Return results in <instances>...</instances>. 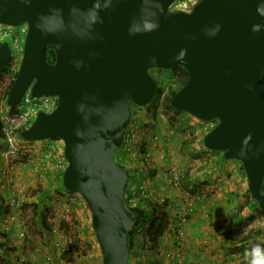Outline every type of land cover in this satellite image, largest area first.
Instances as JSON below:
<instances>
[{"label": "water", "instance_id": "1", "mask_svg": "<svg viewBox=\"0 0 264 264\" xmlns=\"http://www.w3.org/2000/svg\"><path fill=\"white\" fill-rule=\"evenodd\" d=\"M173 1L0 0V23L27 24L6 105H17L27 88L32 97L57 96L54 110L37 112L20 136L63 141L62 185L86 202L102 264H128L127 236L144 213L127 203L128 172L113 151L130 104L155 95L151 67L185 69L170 106L216 119L203 145L241 163L264 212V0H197L189 10L170 9ZM9 59L3 41L0 76Z\"/></svg>", "mask_w": 264, "mask_h": 264}, {"label": "rangeland", "instance_id": "2", "mask_svg": "<svg viewBox=\"0 0 264 264\" xmlns=\"http://www.w3.org/2000/svg\"><path fill=\"white\" fill-rule=\"evenodd\" d=\"M196 1L197 0L194 2L192 0H174V4H172L171 8H181L188 10ZM149 72L156 79L157 85L166 84L168 81L167 78L171 73L163 69L158 70L154 67L150 68ZM173 82H175V79L170 81L169 84L172 85ZM165 97L166 93L163 88V91L156 98H153L148 104L145 105L148 106V108H142L140 114L136 117L137 120L135 121V124H138V127L135 129V150H137L138 145H145L148 143V141H150V139H152L155 128L156 132L158 133V137H153L156 141L153 144L156 147V152L159 154L163 150L160 157L161 162H158L157 166H153L152 169H147L146 175H150L153 179L156 171L162 172V174L165 176L164 178L168 179L169 185L171 186L169 177L167 175L168 165L172 164L174 166H178L181 170H183V172L188 168H192V171L196 173V171H200L198 167L204 164V160L209 161L211 158L210 153L207 150L201 151L199 149V136L201 130L197 118L184 112L176 113L168 109L165 105ZM149 118L152 120L151 122L148 120ZM22 141L30 142L27 140ZM1 143L2 140L0 138V144ZM17 160L18 159H16V165L10 174L12 178L10 184L21 188L23 190V195L20 197L21 201H19V205L13 207L11 210L16 215V221L10 225L9 233L7 234L3 232L4 230L1 227V220L8 213L9 208L7 212L1 211L2 215L0 214V245L4 244V251L6 252L5 254H8L9 260L12 259L13 261L11 260V262H6L4 260L3 262H0V264H58L59 251L60 249L66 248L68 242H72L75 247L73 250L75 264H102L99 247L95 239L91 222L89 220L91 213L83 198L78 193H74L78 195H75L74 199L69 201L68 198L66 199L58 191H56L57 186L48 188L44 183L49 177L46 179H40L39 177V172L41 170L37 169L41 164V158L39 155H34L31 160L25 162H22V160H18L17 162ZM235 160L236 159L231 160V162H236L238 164L237 160ZM138 162L139 160L129 162V166H131V164H137ZM162 163H165L166 166L164 167V165H160ZM135 169L137 171V176L134 178V180L137 181V179H142V171L145 169V166H142V168L137 166ZM50 172L51 170L49 168L47 171V176L50 175ZM240 172L242 171L240 170ZM198 178L200 180L204 179L195 177V183L198 184L197 190L201 197V201L206 204V199L208 198L206 197V184L202 181H198ZM225 179L226 177H224V180ZM245 179L246 178L244 175V181ZM1 180H3V178H1ZM58 180L59 177L57 176V182ZM190 182L191 180L186 181L185 177L181 176L179 188H174L177 190V192L181 193L182 197H196H194L192 200L194 205L191 214L185 213V207L182 209V211L180 210L177 214H175L178 216L177 222L174 219L175 223L173 225H169V230H172L169 233V236L172 238L174 237V229L176 224L179 222L180 217L185 216L186 221L184 223H186L192 216H195L197 212L195 208L199 196L196 190L194 192L191 191L192 187H190ZM130 183L131 186L135 185V182L131 181L128 182V185ZM139 183L144 184V186L147 185L146 179H144V182L138 181V184ZM244 183L245 184L243 185L240 184V196H235L234 191L231 190L229 191L231 194L230 196L222 198V200H224V204L218 203V200L220 199L219 197L216 199L210 198L211 202L216 204L215 207H218V209H210V211H207L209 226H212L214 232H216L215 230L219 231L220 227L224 228L226 226L227 216L235 212L237 207L243 204V187L245 188L247 186V183ZM151 184L153 186L156 183L153 182ZM151 184H148V189ZM44 188L48 190V195H43L40 193L41 195L39 197L33 196L36 194V190H44ZM216 189L217 191L219 190V188ZM4 191L6 192L4 195L8 196L7 189L4 188ZM131 191L132 188H130L128 192L131 193ZM150 192L152 193L151 190ZM214 194L216 193L212 192L211 195ZM39 199L43 202L41 203L40 208H46L45 211H47L48 215L52 217L51 225H54L51 231H41L42 238L35 235V230L41 229V227L39 220H37L38 218L33 213L32 203L33 201L38 202ZM181 200L182 198L180 201ZM165 204L166 202L163 205L165 206ZM139 205L144 209V214L146 215L145 219L148 220L147 217L150 214L151 206L146 202H143ZM165 210L167 212L166 206ZM166 216L168 222V213ZM61 220L62 223H66V226L59 227ZM184 226L185 225H182L183 228ZM250 227L256 229L260 228L261 235L264 238V215L257 213ZM54 228L55 231H53ZM20 232H22L24 235L19 236ZM140 235L142 237V234ZM215 235L216 233L211 236L215 237ZM185 239L187 238H184V240ZM184 240H182V242ZM200 240L203 241L202 239ZM208 240L210 243H207ZM222 242L224 243L223 238L221 239L220 236L219 238H205L204 243L202 242L200 244L202 247H199V253H202L203 255L210 254L211 258L205 256L208 258V261L203 258L199 260L200 262L196 263L192 259V261H187L185 264H264V246L260 247L258 250L255 245H251L248 248L249 250L243 254H240V251L236 250L238 249L236 247L235 250H224ZM20 244L25 245L27 248L24 247L23 249ZM172 244L177 245L174 240ZM163 246L164 244L161 242L159 248H163ZM11 248H13V251H11ZM136 248L139 250V255L144 257V262H139L138 264H147L148 261H151V258H155L156 256L154 248L150 247L149 244L145 245L143 242L139 241ZM182 251L184 253H180V256H183V259H187L185 254L187 253V249ZM192 257L193 256L191 255L190 258ZM47 258L50 259L48 263L46 262ZM134 259L135 258H131V261Z\"/></svg>", "mask_w": 264, "mask_h": 264}, {"label": "built area", "instance_id": "3", "mask_svg": "<svg viewBox=\"0 0 264 264\" xmlns=\"http://www.w3.org/2000/svg\"><path fill=\"white\" fill-rule=\"evenodd\" d=\"M27 30V25L22 23L20 25H9L0 23V43L6 41L10 47V61L8 63V73L4 82L0 85V138L2 143L0 144V194L5 198V203L7 204L9 211L1 220V227L4 230L5 234L9 233L10 225L16 221V215L12 210L13 207L19 205L21 201V196L23 195V190L19 187L10 184V174L12 169L15 167L17 157L29 158L32 153L43 152L42 157V166L41 169H46L50 159L56 158V153L58 150V141L56 140H47L43 144L36 142L30 146L23 145L18 140L20 138V131L28 127V125L34 120V117L37 112H51L57 106L58 98L56 95H42L40 97H32L30 94L29 88L26 89L20 102L15 105L14 109H10L6 105V95L4 94L5 87L7 83L14 78L20 60L22 58V48L23 40ZM175 78V74H170L167 78L170 82ZM175 83H172L174 86ZM165 92L167 91V86L163 87ZM215 125L213 119L202 121L200 124V130L207 131ZM134 133L132 131H127L124 140L123 147L125 151H130L134 145ZM140 158L143 164H148L150 161V155L146 150L141 151ZM56 167L62 169L64 165L58 159H56ZM183 170L177 166L168 167L167 174L170 180V184L173 188H179L180 178L182 176ZM3 178V180H1ZM4 188L8 191V196H5L6 193ZM139 197L148 198L149 193L142 186L139 187ZM196 196L191 198H186L185 203V213H192L194 203L192 200ZM137 194L135 190H132L131 193L127 195V199L131 202L135 201ZM74 197H69L68 200L71 201ZM159 203L165 202L164 196H159L156 199ZM186 221L185 216H181L179 222L176 224L174 229V238L177 243H181L184 238L185 232L183 230V223ZM141 227L137 228V232H140ZM55 231V228L53 229ZM172 230L170 229V232ZM22 232L19 233V236H23ZM62 249H60L61 251ZM166 256L169 254L166 253ZM50 259L47 258L46 262L48 263ZM58 264H66L62 259L58 260Z\"/></svg>", "mask_w": 264, "mask_h": 264}, {"label": "trees", "instance_id": "4", "mask_svg": "<svg viewBox=\"0 0 264 264\" xmlns=\"http://www.w3.org/2000/svg\"><path fill=\"white\" fill-rule=\"evenodd\" d=\"M193 2L195 0H192ZM45 58L47 61L52 62L54 60V50L51 47H46L45 49ZM8 67H6L3 71V73L0 76V85L4 82L5 78L7 77V70ZM172 74H175L177 78L175 79L176 85L175 87L168 84V92L165 97V105L168 109L174 110L175 112H184V111H177L173 109L170 104H169V99L170 96L177 90L179 89L186 81L187 79V73L185 69L180 66L176 65L172 68L169 69ZM13 79H11L4 90V94L6 95L9 89V86ZM158 87L156 88L155 92V97L163 90V85H157ZM174 87V88H173ZM135 106V104H131L130 107ZM10 109H14L15 106H9ZM186 113V112H184ZM187 114V113H186ZM202 144V143H201ZM113 158L115 161L119 162L120 164L124 165L129 173V178L128 181H131V176H130V168L127 165L128 164V153L124 152L120 148H117L113 151ZM234 160V159H233ZM237 160V159H236ZM239 164V168L242 171V173L245 175L242 166L240 162L237 160ZM60 173H58L59 179ZM189 174L186 171L184 176L187 177ZM48 178L45 176L43 179ZM56 191H58L60 194L62 191H67L69 193H72L64 188L62 183L59 185V189L57 188ZM125 191L128 192V186L125 188ZM261 191H264V177L262 180L261 184ZM43 195H48L49 192L46 188L44 190L39 189L36 190V194L33 196L39 197L41 194ZM5 198L0 194V214L2 215L1 211L7 212L8 206L5 203ZM143 202L148 203L151 206V211L150 214L148 215L146 220V215L144 214L143 217L135 224L136 226L139 225L141 228H144L143 235L146 237L145 238V244L149 242V245L154 248V251L156 254L159 252V246H160V236L163 233L164 227L166 225V220H167V212L165 210V206L163 204H157L154 200H151L149 198H141L137 203L141 204ZM33 213L34 215L38 218L40 222V227L41 229L35 230V235L37 237L42 238V230H49V227L51 225V219L50 216L48 215V212L45 211L46 208H40L41 203H43L40 199L38 202L33 201ZM264 215V212L259 208L257 202L251 198L249 190L247 186L245 187L244 190V202L242 205H239L236 209L235 212L229 214L226 218V228H219V235L221 239L223 238L224 243L222 242V245L224 247V250L230 251L231 249L235 250V247L238 248L236 250L240 251V254H243L247 250H249V246H256V248H259L264 246V238L261 235V229L260 228H253L250 227L252 224V221L255 219L256 214ZM59 226L64 227L66 226V223H62V220L60 221ZM132 227L131 230L128 233L127 236V244H128V249H129V255H128V264L131 263V258H136V257H141V255L138 254L134 250V245H135V240H134V231L135 227ZM226 243V244H225ZM227 245V246H226ZM20 246L24 249L25 245L20 244ZM12 247V246H11ZM27 248V247H25ZM21 249V248H20ZM75 249L74 244L72 242H68V245L64 250L61 251L60 253V258L66 262L67 264H75V259L73 257V250ZM11 251H13V248H11ZM22 251V249H21ZM0 256V261L2 260ZM144 258V257H141ZM160 258L156 256L154 259V262L152 264H160ZM166 264H176L174 262H169Z\"/></svg>", "mask_w": 264, "mask_h": 264}, {"label": "crops", "instance_id": "5", "mask_svg": "<svg viewBox=\"0 0 264 264\" xmlns=\"http://www.w3.org/2000/svg\"><path fill=\"white\" fill-rule=\"evenodd\" d=\"M155 142H156L155 140L150 139V141H148V143L143 146V148L147 150V152L151 155L153 166H157V163L161 162L160 157H161V152L163 151L162 150L160 154L156 152V147L153 144ZM60 149L61 148L58 147L57 152H58V155H60L61 157ZM199 149L201 151L203 150L201 147ZM208 152L210 153L211 159L209 161L204 160V164L198 167L200 171H196L195 173L194 171H192V168L186 169L189 175L187 177L185 176L184 177L186 181L191 180L190 182V187H192L191 191L194 192L196 190L199 196V199H198V202L195 208V210L197 211L195 216H192L190 220H188L189 222L187 221L186 223L183 224L185 225L184 232L186 233L185 238L187 239H185L182 242V244H179V246H175L172 244L173 240H172V237L169 236L168 230H169V225H173L175 223L174 219L177 222L178 216L175 214H177L180 210L182 211V209L185 207L184 202L186 203V198L185 196L182 197L180 192H177V190H175L173 187L169 185L168 179L164 178L165 176L162 174V172L156 171L155 175L153 176V179L151 178L150 175L147 176L143 174V180L144 178L146 179L147 187H148V184L150 185L153 182L156 183L153 186L152 184L151 186H149V189L154 194L155 201L159 196H164V198H166L165 202H166V209L168 213V222L165 226L162 236L160 237V243L162 242L164 244L163 249L174 251L175 253H178V252L184 253L182 250L187 249V253H185L187 259L186 258H185L186 260L184 259L186 263L187 261H192V259L196 263L200 262L199 260L203 258H205V260L208 261V258H206L205 256H208L211 258V255L210 254L203 255L202 253H199V247H202L200 244L202 242L204 243L205 238H215V237L219 238L220 236L218 233V230H215L216 232H214L212 226H209V219H208L207 211H210V209H218V207H215L216 204L214 202H211V199H216L217 197H219L220 199L218 200V203L224 204V200H222V198L226 196H230L231 194L229 191L231 190L234 191L235 196L237 195L240 196V184L243 185L245 184L244 182H246V179L244 181V175L242 174V172H240L239 164H237L236 162H231V160H225L222 154L220 153L212 152V151H208ZM63 163H65V161ZM131 165H132L131 167H136V166H140L141 163L138 162L137 164L135 163ZM160 165H164V167L166 166L165 163H162ZM58 173H60L59 170L53 169L51 170V173L49 176L45 175L49 177L44 183L48 188L57 186L56 188L59 189L61 179H59L57 182ZM134 174L135 175L137 174L136 169L134 171ZM195 177L196 178L200 177L201 179H204V180H200L198 178L197 180L202 181L206 184V192H207L206 197H208L206 199V204H204L201 201V197L197 190L198 184L195 183ZM224 177H226L225 180H224ZM138 181L140 182L142 180L137 179V182ZM216 188H219V190L217 191ZM243 190H245L244 187H243ZM212 192H215L216 194L211 195ZM181 198H182L181 200L182 208H181V201H180ZM89 220L91 222V216ZM214 233H216L215 237L211 236ZM200 239H202L203 241H201ZM134 242L136 244V240ZM207 243H210V241L208 240ZM0 248H1L0 256H2L1 257L2 260L0 262H3L4 260L6 262H9V261L11 262L12 259L9 260L8 254H5L6 252L4 251V248H5L4 244L0 245ZM191 255L193 256L192 258H190Z\"/></svg>", "mask_w": 264, "mask_h": 264}, {"label": "clouds", "instance_id": "6", "mask_svg": "<svg viewBox=\"0 0 264 264\" xmlns=\"http://www.w3.org/2000/svg\"><path fill=\"white\" fill-rule=\"evenodd\" d=\"M176 1V0H175ZM172 4H174V1L171 3V5H170V9H172L171 8V6H172ZM191 8V7H190ZM174 9V8H173ZM172 9V10H173ZM180 10H185V9H180ZM24 24H26V23H24ZM27 25V24H26ZM3 42V41H2ZM9 61H10V59H9ZM9 61H8V63H9ZM6 67H8V64H7V66ZM5 67V68H6ZM152 68V67H151ZM154 68H157V67H154ZM150 69V68H149ZM158 70H162V68H157ZM163 70H166V71H169L170 72V70L169 69H163ZM4 71V70H3ZM149 71V70H148ZM3 73V72H2ZM17 73V72H16ZM150 73V72H149ZM170 74H172V73H170ZM16 75V74H15ZM15 77V76H14ZM176 78H177V76H176ZM176 78H174V79H176ZM14 79V78H13ZM155 79V78H154ZM173 79V80H174ZM156 80V79H155ZM163 81V80H162ZM176 82V81H175ZM174 82V83H175ZM170 82H167L166 84H162L163 86H167L168 84H169ZM156 85H157V82H156ZM161 85V84H160ZM158 87V86H157ZM174 87H175V85H174ZM173 87V88H174ZM28 89V88H27ZM167 90H168V88H167ZM26 91V90H25ZM163 91V90H162ZM161 91V92H162ZM160 92V93H161ZM167 92L168 91H166L165 93L167 94ZM159 93V94H160ZM24 94V93H23ZM158 94V95H159ZM157 95V96H158ZM6 96H7V94H6ZM40 97V96H39ZM153 98H156L155 96L153 97ZM5 103H6V100H5ZM131 105V104H130ZM142 108H148V106H139V105H136L135 104V106L133 105L132 107H130V120H129V123H128V125H127V127H126V129H125V131H124V135H123V139H122V143H121V150L122 151H124V152H126V153H128V166H129V162H132V161H138L139 160V162L141 163V165L139 166V168H142V166H145V169H143V174L144 175H146V172H147V169H152L153 168V164H152V160H151V155H150V161H149V163L148 164H143L142 163V160H141V158H140V152L141 151H143V150H145L144 148H143V146L144 145H138L137 146V150H135V146H136V135H135V132H136V128L138 127V124H135V121L137 120L136 119V117L140 114V111L142 110ZM174 109V108H173ZM171 110V109H170ZM173 112H175L174 110H172ZM177 111H179V110H177ZM47 113V112H46ZM177 113V112H176ZM187 113V112H186ZM187 114H189V113H187ZM189 115H191V114H189ZM151 116V115H150ZM192 116V115H191ZM194 117V116H193ZM35 118V117H34ZM150 122L152 121L150 118L148 119ZM198 121H199V124H202V121H204V120H199V119H197ZM214 121H215V124H216V119H213ZM207 121V120H206ZM32 123V122H31ZM30 123V124H31ZM29 124V125H30ZM28 125V126H29ZM27 128V127H26ZM25 129V128H24ZM211 129V128H210ZM209 129V130H210ZM209 130H207V131H209ZM22 131V130H21ZM20 131V132H21ZM129 132V131H132L133 133H134V145H133V148L130 150V151H125L124 150V147H123V140H124V136H125V134H126V132ZM154 131H155V129H154ZM207 131H204L203 132V130H201V133H200V136H199V139H200V147L204 150H207V151H212V152H217V153H220V154H222V151H219V150H211V149H208V148H206L204 145H203V143H202V138H203V136H204V134L207 132ZM153 137H158V133L155 131L154 132V134H153ZM152 137V139L153 140H155L154 138ZM22 140H25V139H23L21 136H20V138H19V142L20 143H22L23 145H26V146H30V145H32V144H34V143H36V142H40L41 144H43L45 141H47V140H56V141H58V147H60L61 149H60V151H61V157H60V155H58V152L56 153V158L55 159H50V161H49V163H48V166L46 167V169L44 170V169H41V166H42V157H43V152L42 151H40V152H38V153H32V155L29 157V158H21V157H17L16 159H18V160H22V162H25V161H29V160H31V158L34 156V155H39L40 156V158H41V164L39 165V167L37 168V169H41L40 170V172H39V177H40V179L41 178H44V176L45 175H47V171L49 170V168H50V170H53V169H55V170H59V171H61V175H60V177L62 176V172H63V170H64V168H65V166H66V164H67V162H66V160H65V158H64V156H63V141L60 139V138H47V139H40V140H33V141H30V142H23ZM202 143V144H201ZM194 146V145H193ZM192 146V147H193ZM119 147V148H120ZM58 151V150H57ZM147 151V150H146ZM223 156V155H222ZM224 158V157H223ZM16 159H15V161H16ZM56 159H58V160H60L61 162H62V164L64 165V167L62 168V169H58L57 167H56ZM225 159V158H224ZM18 160H17V162H18ZM225 160H233L232 158L231 159H225ZM65 161V163H63ZM236 161V160H235ZM241 164V163H240ZM16 165V164H15ZM124 166V165H123ZM132 166V165H131ZM131 166H129V168H130V176H131V182H135V185L134 186H131V183L128 185V182L129 181H127V184H126V186H125V188L128 186V189H130V188H132V190H135L136 191V194H137V198H136V200L135 201H133V202H131V201H129L128 199H127V195L129 194V192H126L125 191V188H124V196H125V198H126V201H127V203L129 204V205H135V206H139V207H141L137 202L141 199L140 197H139V187L140 186H142L144 189H146L147 190V192L149 193V199H151V200H154L155 201V198H154V194H153V192L151 193L150 192V190L148 189V187H147V185L146 186H144V184H142V183H139L138 184V182L137 181H135L134 180V178L137 176V174L135 175L134 174V171H135V168L137 167H131ZM170 166H172V164H170L168 167H170ZM125 167V166H124ZM178 167V166H177ZM126 168V167H125ZM243 169V168H242ZM127 170V169H126ZM187 170H185L184 172H183V174H182V176H184V174H185V172H186ZM128 172V171H127ZM51 173V172H50ZM136 173H137V171H136ZM168 175V174H167ZM128 178H129V173H128ZM245 178H246V175H245ZM10 179L12 180V178H11V175H10ZM145 179V178H144ZM143 182H144V180H143V178L141 179ZM61 183H62V180H61ZM246 183H247V181H246ZM71 192V191H70ZM74 193H77V192H72V193H69V192H67V191H62L61 192V195L63 196V197H65L66 199L67 198H69V197H74L75 195H78V194H74ZM80 195V194H79ZM81 196V195H80ZM82 197V196H81ZM84 200V199H83ZM165 200H166V198H165ZM157 204H164L165 202H163V203H159L157 200L155 201ZM86 203V202H85ZM87 205V204H86ZM165 206H166V204H165ZM88 207V206H87ZM142 208V207H141ZM89 209V208H88ZM143 209V208H142ZM143 211H144V209H143ZM91 213V212H90ZM143 215H144V213H143ZM90 216H91V214H90ZM143 217V216H142ZM50 218H51V216H50ZM139 221V220H138ZM51 222V221H50ZM166 224H167V220H166ZM53 226L54 225H50V229H49V231H51L52 230V228H53ZM91 226H92V224H91ZM134 226H136V225H134ZM133 226V227H134ZM166 226V225H165ZM60 227V226H59ZM138 227H140L139 225H137L136 227H135V231H134V240H136V244L134 245V250L136 251V252H138L139 250H137V248H136V246H137V242L138 241H141V242H143L144 244H145V236L143 235V231H144V228H141V230H140V232H137V228ZM164 229H165V227H164ZM183 230H184V228H183ZM94 231V230H93ZM164 231V230H163ZM142 232V233H141ZM170 233V230H168V234ZM140 234H142V237H141V235ZM94 235H95V233H94ZM162 236V235H161ZM160 236V237H161ZM184 238H185V235H184ZM184 238H183V240H184ZM96 239V238H95ZM172 240H174L175 241V243L179 246V244H181V243H177L176 242V239L173 237L172 238ZM159 241H160V239H159ZM96 242H97V240H96ZM182 242V241H181ZM98 244V243H97ZM142 244V243H141ZM147 244H149V242H147ZM68 245V244H67ZM146 245V244H145ZM177 245H175V246H177ZM150 246V245H149ZM99 247V246H98ZM151 247V246H150ZM65 248H63L62 250H64ZM61 250V251H62ZM100 250V249H99ZM61 251H59L60 253H61ZM60 253H59V259H61L60 258ZM166 253H168L169 255L168 256H166L165 254ZM180 253L181 252H178V253H175L174 251H169V250H165V249H163V248H159V252H158V254H156V256L157 257H159L160 258V261H161V263L160 264H166V263H169V262H174V263H176V264H185L186 262H185V260L183 259V256H180ZM100 254H101V252H100ZM139 254V253H138ZM128 255H129V249H128ZM156 256H155V258H156ZM155 258H152V260H153V262H154V259ZM58 259V260H59ZM152 260L151 261H148L147 262V264H152L153 262H152ZM139 262H144V258H141L140 256L139 257H136L133 261H131V263L130 264H138ZM66 263V262H65ZM127 263H128V257H127ZM67 264V263H66Z\"/></svg>", "mask_w": 264, "mask_h": 264}, {"label": "flooded vegetation", "instance_id": "7", "mask_svg": "<svg viewBox=\"0 0 264 264\" xmlns=\"http://www.w3.org/2000/svg\"><path fill=\"white\" fill-rule=\"evenodd\" d=\"M174 9H181V8H174ZM185 10H187V9H185ZM189 10V9H188Z\"/></svg>", "mask_w": 264, "mask_h": 264}]
</instances>
